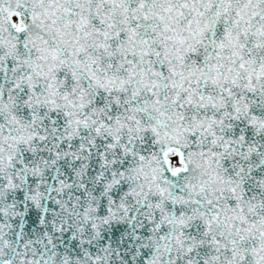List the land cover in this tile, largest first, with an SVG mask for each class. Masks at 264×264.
<instances>
[{
    "label": "snow or ice",
    "instance_id": "1",
    "mask_svg": "<svg viewBox=\"0 0 264 264\" xmlns=\"http://www.w3.org/2000/svg\"><path fill=\"white\" fill-rule=\"evenodd\" d=\"M0 264H264V0H0Z\"/></svg>",
    "mask_w": 264,
    "mask_h": 264
}]
</instances>
